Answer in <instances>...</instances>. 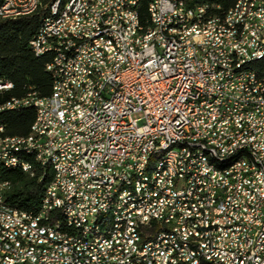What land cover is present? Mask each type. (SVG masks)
Instances as JSON below:
<instances>
[{
	"label": "built area",
	"instance_id": "obj_1",
	"mask_svg": "<svg viewBox=\"0 0 264 264\" xmlns=\"http://www.w3.org/2000/svg\"><path fill=\"white\" fill-rule=\"evenodd\" d=\"M191 0H52L47 29H39L30 43L36 58H51L47 72L52 76V90H57L54 106H27L15 108L0 102V117L11 111L44 108L45 118L39 119L38 140L47 118H54L52 140L32 148L42 151L47 167L55 179L48 187L41 211L33 219V228H22L28 244L50 238H72L69 250L56 252L22 251V245L12 238L1 239L0 264H173L170 252L160 244L161 235L181 238L190 243V237H201L194 232L193 211L200 205L204 185L219 186L225 173L211 171L204 162H190L197 151H211V144L221 143L226 128L238 121L252 118L247 144H253L251 156L255 169L244 166V160L235 159L240 177L234 194L226 200L225 218L216 221L224 228L219 252L208 264H237L230 258L231 249L245 256L244 264H264V123H255V115L264 113V69L242 71L246 60L264 56V0L259 10H253L254 32L240 39V46L222 44L219 30L203 28L200 15L206 9L188 7ZM16 6L3 2L0 19L14 12ZM36 3H40L36 0ZM147 4L148 22L142 23L140 10ZM64 12L60 23L52 22V15ZM129 20L132 35L121 37L120 21ZM232 18L230 29H235ZM92 27H101V34H92ZM144 30H155L154 40L144 37ZM76 31V38H69ZM109 36H118L125 44L124 54H114ZM164 36H174V46L164 44ZM88 39H96V46H88ZM44 40H54L53 48H45ZM156 41L160 50L175 56V67H164L152 53L141 50V42ZM108 53V60H101ZM89 63H97L92 85H84ZM82 72L81 88H74V73ZM244 72V79H237ZM84 87H91L92 96L85 101L83 112L64 113L60 97L75 101ZM13 89L0 82V90ZM254 127H261V135H254ZM5 130L0 122V131ZM196 138H204V145H196ZM182 143H189L190 154L180 153ZM172 145V153L183 173L172 175L163 165V175L153 185L139 186L137 194H130L128 173L146 174V161L153 160V151ZM245 149V148H243ZM9 150H22L12 142L0 146V161H15L19 166L30 165L27 159L12 160ZM225 159L227 156H223ZM188 163H196L194 177H187ZM232 170V169H229ZM227 170V172L229 171ZM127 184V197L141 198L149 193L146 207L117 218L115 241L102 248L92 245V221L110 206L114 190ZM61 189L60 197L53 190ZM8 184L0 186V203L6 204ZM53 199H62L64 214L73 216V223H53ZM3 221V218H0ZM150 221H159L157 236H148ZM180 222L181 233H167V225ZM11 226H17L11 224ZM73 226L87 227V236L73 234ZM20 228V226H18ZM136 233H145V243L136 241ZM202 238V237H201ZM128 243H136L135 253H125ZM2 247H9L10 256L2 255ZM199 255L206 244L198 247ZM180 253V255H181Z\"/></svg>",
	"mask_w": 264,
	"mask_h": 264
},
{
	"label": "bare ground",
	"instance_id": "obj_2",
	"mask_svg": "<svg viewBox=\"0 0 264 264\" xmlns=\"http://www.w3.org/2000/svg\"><path fill=\"white\" fill-rule=\"evenodd\" d=\"M9 6H16L18 0H4ZM23 0V3L15 9L14 12L6 16V22H16L19 20L29 19L36 16L43 9H50L51 2L47 6L48 0ZM72 2V0H65ZM253 10H259V0H236L235 5L223 18H208L207 15H200V23L203 28L210 30H219L222 35V44H229V47L240 46V39L250 36L254 32V24L251 16ZM236 19L235 29L227 26L231 25V21ZM64 19V12H56L52 15L53 23H60ZM51 22V15H44L39 29H47L48 23ZM121 37L132 35V26L129 20L120 21ZM92 34H101V27H92ZM144 37L147 40H154L155 30H144ZM69 38H76V31H69ZM114 54H124L125 44L118 36H109ZM164 44L166 46H174V36H164ZM88 46H96V39H88ZM45 48H53L54 40H44ZM141 50L144 53H152L153 59L161 60L164 67H175V56L163 53L160 50V44L156 41L141 42ZM101 60H108V53H101ZM254 69H264V56L246 60L242 63V71H253ZM97 73V63H89L88 73L84 75V85H92L94 82V74ZM237 79H244V72H237ZM82 72L74 73V88H81ZM11 89L0 90V102L5 93ZM92 96L91 87H84L80 96H76L75 101H68L67 97L59 98V105H64V113L83 112L85 101L90 100ZM15 108H23L27 106H54L57 103V90H52L50 98L40 99L35 94H30L26 99L18 101L12 100L5 104H13ZM16 112V111H11ZM45 118L44 108L36 109V120L33 125L31 135L25 139L7 138L5 130L0 131V146L3 143L12 142L14 146H22V150H9V158L12 160L32 159L38 167L47 168V162L44 159L42 151L32 148L37 141V147H44V143H50L52 140V127L54 126V118H47L41 133V140H38L39 119ZM255 123H264V113L255 115ZM252 126V118H245L238 121L236 126L228 127L224 134H221L220 144H211V151H197L190 155V162H204L211 171H219L225 173L224 180L219 186L204 185L203 193L200 198V205L205 206L193 211V219H198L194 223V232L201 237H190V243H187L188 253L186 251V242H182L181 238L169 237V235L160 236V244L164 245V251L170 252V260H174L173 264H208L214 262V254L219 252L220 239L224 238V228L216 226V221H223L225 218L226 200H229L234 194V187L237 185V179L240 177V167H237L235 159L244 160V166L248 169H255V159L251 156L253 144H247V136L249 127ZM254 135H261V127H254ZM196 145H204V138H196ZM245 148V149H243ZM235 151L234 156L232 154ZM172 153V145L162 146L159 150L153 151V160L146 161V174L128 173L127 183L130 185V194H137L139 186L153 185V180L158 175H163V165L169 166L172 175H180L183 173V166L175 156H169ZM180 153L190 154L189 143H182ZM227 158L225 159V157ZM232 169V170H229ZM0 170L14 171L20 170L25 175L34 177L33 165L19 166L15 161L1 160ZM196 163H188L187 177H194ZM227 170H229L227 172ZM10 186L8 185V191ZM48 195V188L45 196ZM61 189L53 190V197H60ZM127 197V184H120L114 190L112 198H109V205L105 211L100 212L99 218L92 221V245L94 248H102V246L115 241V234H108V229H116L117 218H126L127 213H135V210L146 207L149 200V193H142L141 198L129 197L119 209L123 200ZM53 223H73V216L64 214V204L62 199H53L52 203ZM23 213V212H22ZM20 211L7 209L6 204L0 203V238L14 237V243L22 245V251L32 252L39 250L41 252H56V249L69 250L72 245V238H50L47 241H34L28 244V237L23 234L22 228H33V219L25 217ZM28 214V213H27ZM29 216H36L29 214ZM16 224L17 226H11ZM20 226V228L18 227ZM159 230V221H150L148 225V236H157ZM167 233H181L180 222H173L167 225ZM73 234L78 236H87V227L73 226ZM136 241L145 243V233H136ZM206 244V250L199 255L198 247ZM1 252V239H0ZM136 243H128L125 246V253H135ZM181 253V255H180ZM2 255L10 256L9 247H2ZM230 258H234L237 264L245 263V256L238 249H231ZM29 264H39V260L29 259ZM80 264H96L81 262Z\"/></svg>",
	"mask_w": 264,
	"mask_h": 264
},
{
	"label": "trees",
	"instance_id": "obj_3",
	"mask_svg": "<svg viewBox=\"0 0 264 264\" xmlns=\"http://www.w3.org/2000/svg\"><path fill=\"white\" fill-rule=\"evenodd\" d=\"M52 0H48L47 6ZM4 0H0V9ZM236 0H191L188 7L204 8L208 18H223L235 5ZM147 4L140 10L142 23L148 22ZM46 11L36 16L16 22H3L0 19V82L8 83L13 89L5 93L1 103L12 100H24L30 94L40 99L52 95L53 79L47 72L51 58H36L30 49V43L37 35ZM36 120L34 109H22L6 112L0 117L5 129V137L25 139L31 135ZM34 177L25 175L20 170H0V186L8 184L6 202L13 209L28 214H38L47 188L54 182L52 168L42 169L32 159Z\"/></svg>",
	"mask_w": 264,
	"mask_h": 264
}]
</instances>
